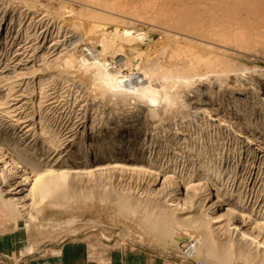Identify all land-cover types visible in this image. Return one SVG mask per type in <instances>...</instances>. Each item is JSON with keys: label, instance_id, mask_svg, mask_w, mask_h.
I'll list each match as a JSON object with an SVG mask.
<instances>
[{"label": "rangeland", "instance_id": "rangeland-1", "mask_svg": "<svg viewBox=\"0 0 264 264\" xmlns=\"http://www.w3.org/2000/svg\"><path fill=\"white\" fill-rule=\"evenodd\" d=\"M87 8L76 0H0V154L8 162L0 164V264H264V220L254 219L245 226L237 219L236 225L247 233L235 231L229 218L219 220L223 208L212 212L196 202L201 193L181 191L170 201L165 176L154 184L148 174L131 170L139 164L122 161L121 155L111 159L121 168L102 176L85 174L104 161V155H111L109 148L92 153L114 133L126 132L119 143L126 147L132 141L133 158L139 159L143 148L150 162L151 150L142 144L157 141L155 129L160 124L167 122L174 132L193 120L194 137L221 143L225 171L243 163L237 169L240 184H235L244 196L238 205L247 208L259 200L255 211L264 212V111L250 94L249 81L261 80L258 72L264 73V44L255 50L224 48L222 55L199 50L183 59V42L157 47L172 38L167 29L116 11L103 12L109 16L105 28L118 34L112 45L104 47L86 29L89 13L85 12L93 10ZM125 39L131 47L120 45L128 42ZM170 86L172 107L169 98L162 97L171 95ZM179 117L185 122L176 123ZM136 131L138 136L133 135ZM51 133L64 138L57 152L44 143ZM3 136L8 148L14 141L39 148L44 144L41 152L26 158L32 165L44 164L45 159L48 164L39 168L24 164L19 151L5 152ZM236 139L252 140L256 152L239 157L232 145ZM75 144L79 146L74 148ZM59 157L67 165L52 167ZM46 172L70 175L65 180L47 179L42 199L35 205L31 199L22 201L20 206L26 207L20 209V216L8 219L4 203L26 197L31 185L22 194L7 195L11 187L4 182L16 176L19 183L28 175L31 183ZM194 174V180L201 178ZM144 212H151V219L158 214L188 222L178 224L168 237L165 225L153 229ZM213 218L220 223L213 225L215 238L209 243ZM248 234L258 236L257 242L246 240Z\"/></svg>", "mask_w": 264, "mask_h": 264}, {"label": "bare ground", "instance_id": "bare-ground-1", "mask_svg": "<svg viewBox=\"0 0 264 264\" xmlns=\"http://www.w3.org/2000/svg\"><path fill=\"white\" fill-rule=\"evenodd\" d=\"M76 1L81 2L82 4H84V6H86L88 8H93V10H91L90 12L89 11L85 12L86 14L89 13L87 15V17H88L87 19L89 21V26L86 29L88 30V28H89V31L91 29L92 35L91 34L90 35L99 44H103L104 47L112 45V43L115 42V40L113 42V38L116 37L118 34H116L117 32H115V30L113 32H111L110 31L111 29L109 30V29L105 28L104 24L109 19V16H108V14H107V16H104L103 12H106V13L110 12L112 14L114 12V14H115L116 11L118 13L120 12L121 15H125V16L127 15L129 17L133 16V17H137V18H142L145 21L147 20V21L155 22L157 24H160L165 29H167L172 34V38H170L171 37V35H170V37H167L162 42H160V44L157 47H159V48H163L166 46L169 47L168 44L171 43V41L183 42L184 46L183 47L180 46V47H182V49H184V50H182L181 54L179 53L180 57H182L183 59L192 58L194 56V54L197 53L199 50L200 51L204 50L205 52H213L215 54H221L222 55L223 52L221 50L224 48L230 49L232 47L233 48L236 47V49H238V47L239 48L242 47V49H243V46H245V47L249 46L251 48L254 47V49L253 48L252 49L255 50V48H256L255 46H258L260 44H264V0H76ZM100 12H102V14ZM90 24H93L94 26H92ZM80 25H83V24H80ZM81 29L82 28H80V30ZM129 36L127 35V37H129ZM131 36H132V34H131ZM118 38H120V35ZM123 38H125V37H123ZM130 38L131 37H129L128 39L130 40ZM140 38H139V40H140ZM128 39H125V40L128 41ZM134 39H137V38H134ZM118 40L120 41L121 38ZM130 41H128V42L125 41L126 44H120V45L121 46L122 45H124V46L129 45V43H131ZM134 41L136 42L138 40H134ZM136 43H138V42H136ZM136 43H133V44H136ZM232 49H230V50H232ZM247 49H248V47H247ZM124 50L125 49L123 48V51ZM234 51H235V48H234ZM156 52H158V51L157 50L154 51L153 54L155 55ZM195 57H197V56L195 55ZM197 58H199V57H197ZM223 62L224 61H222V63ZM216 63H217V61H216ZM225 65H227V64H225ZM240 66H242V65H240ZM100 67H102V66H100ZM212 67H213V65H212ZM237 67H238V65H237ZM244 67L247 68L246 66H244ZM217 68H219V67H217ZM189 71H190V69H189ZM225 71H226V69H225ZM248 71H249V69H248ZM249 72H252V71H249ZM179 73H181V72L179 71ZM179 73H178V77H179ZM258 73H259L258 76L261 77V80L256 81L255 77L254 78L252 77L249 80V81H251V83L249 82L250 83V94L253 96L255 95L257 97V99L259 101V105L262 108V110L264 111V104L262 103V101H264V99H262V101H261V98L264 97V73H262V72H261L262 74H260V72H258ZM182 74H184V73H182ZM245 74H247V73H245ZM245 74H244V76L246 77ZM256 74H255V76H256ZM169 75L170 74H168V76ZM237 75H239V74H237ZM218 76H220V74H218ZM150 78H149V80H150ZM174 78H175V76H174ZM246 78H248V77H246ZM159 79H160V77H159ZM164 79H166V78H164ZM182 79H181V81H182ZM191 79H192V77H191ZM111 80H113V79H111ZM168 80H170V77L168 78ZM177 80H178V78H177ZM150 81H152V80H150ZM155 81H154V83H155ZM164 81H166V80H164ZM187 81H189V80H187ZM171 82H172V79H171ZM182 83H183V81H182ZM175 84H176V82H175ZM165 85H164V87L167 86V85L166 86ZM176 85H174V86H176ZM156 88L154 90H156ZM162 89L164 90L166 88H162ZM168 89H166V90L168 91ZM108 90H107V92H109ZM171 90H172V88L170 86V90L168 92L171 93L172 92ZM162 97H164L165 99L169 98L168 99L169 104L172 103V101H173L172 100V93H171V95H163ZM23 98H24V96H23ZM16 100L18 101L19 99H16ZM172 105H174V104H172ZM172 105H171V107H172ZM12 107L13 106H11V108ZM179 118H180V120H177L176 123L177 122L179 123L180 121L185 122V120H183L182 117H179ZM211 120L213 121L214 119H211ZM163 123H165V122H163ZM185 123L187 125L185 126L184 130H182V129L178 130V128H177V130H175L174 132L172 130H169L170 125L167 122L165 125L160 124L161 125L160 128L159 127L157 129H155L156 127L153 128L156 130L155 136H157V139H156L157 141H155L151 144H146V143L142 144L143 147L147 146L148 149L151 150V157L149 158L150 162L147 161L146 156L143 153V151H144L143 148L140 149L142 151H141L139 159L133 158L132 155H134L133 153L135 151V147L133 148L132 141H128L126 144V147H123L119 143V142L123 141L122 138L125 137L124 134L126 132L123 131L122 133H119V134H118V132H116V133H114L115 135L112 133L113 134L112 136H110L107 139L102 140L99 144H97L98 146L96 147V149L94 148L95 151H93L94 153H92L93 155L94 154L97 155V153H99V151L104 152L105 150L111 149V153H110L111 155H109V156L104 155L105 157L103 159H105V160L102 162L95 163L93 165V168H91L88 172H85V174L91 175V176H102L107 171H111V170L121 168L120 164L118 165L117 163L111 162V159L113 157L121 155L120 158L122 161L133 162V163L139 164L140 168H138V167L135 169L131 168V170L137 171L140 173L143 172L145 174H148L151 178H153L154 184L157 183V181L161 175L165 176L166 178H165L164 182H165V186H167V189L165 190V192H168V195L170 196V199H171L170 201H172V197L177 196L178 193L181 191L187 192V193H189L191 191H196V192L201 193L202 198H198L196 200V202L203 203V205L205 204L207 207H209V210H211L212 212L216 209L223 208V215H221L219 220L223 219L224 217L229 218L230 222L233 223V225L235 226V231H241V233H243L242 231H244V230H240V227L238 225H236L238 220H239V223L241 220L243 225L248 224V223L249 224L252 223L254 221V219L255 220H258V219L264 220V212L255 211L256 206L259 203V200L254 201L247 208L239 206L241 198L244 196H242L241 188L239 187L237 189V186L235 187V184H240V178H239L240 172H238L237 169H239V167L242 166L243 163H240L241 161H238L235 164L236 166L232 169V171H225L224 164H223L224 161L222 158V152L220 149H218V147L220 148L221 143L219 141H216L215 139L211 140L209 138H203V137H201V138L197 137L196 138V137H194V135L192 134V130L195 129V127H194L195 121L189 120ZM207 124H209L208 121H207ZM31 130H29L28 132H31ZM139 134H140V132H139ZM133 135H137V131L135 134L133 133ZM216 135H217V133H216ZM60 136H59V134L53 135L52 133L49 134L48 136H46L44 143L47 144V146H46L47 149L50 147V150L55 149L57 152L59 150V146H57V145H59L58 143H60L61 140L64 139L61 137L62 139L60 140ZM3 137H5L4 138L5 143H2V146L4 148H6L5 152L14 153L15 152L14 150L19 151V155L21 156V159L22 158L24 159L23 160L24 164H27V165L29 164V165L33 166L34 168L43 167V166L48 164L46 162H48L49 160L46 161V159H45V161L43 160L44 164H38V165L33 164L32 165V160L26 158L27 156L28 157L32 156L33 155L32 152L35 153L36 151L42 150V146L44 144L39 148L37 145L31 146L32 144H27L28 142L25 143L23 141V143H21V142L16 143L14 141L13 147L11 146V148L10 147L8 148V144H6V141L8 142V138L6 136H3ZM10 141H12V139ZM72 141L75 142V140H72ZM149 142H150V140H149ZM63 143H64V141H63ZM82 143L85 144L84 142H82ZM62 145H61V147L63 148ZM232 145H233V147H236V151H237L236 153L241 158L243 157V154L245 156L246 155L250 156L256 152L255 149L252 147V145H253L252 140H247V142H242V141H239L236 139L232 142ZM77 146H79V145L75 144V147L74 146L73 147L77 148ZM21 147H23V148L21 149ZM245 148H248V149H245ZM125 149H127V150H125ZM20 150L23 151L24 154H22ZM2 153H4V152H2ZM79 155H80V153H79ZM88 155H89V153H88ZM98 158H100V156ZM61 159L62 158L53 161L50 165L52 167L66 166L67 160L64 161L65 159L64 160L62 159L63 160L62 161ZM5 160H6L5 155L0 154V164H3V163L7 164L8 162ZM41 161L42 160H40V162ZM194 171L197 173V175H201V178L194 180V177H196V174H194L195 173ZM69 175L70 174L68 172H61V173L58 172V174L53 173V172H46V173L39 174L38 176H36L34 179H32L33 181L31 183L29 182L30 178L28 177V175H26L27 178H25L23 181H21L19 183L15 182L16 176L10 178V180H8V181H5L4 185L11 187L8 190L7 195H12L14 193L15 194H22L25 191H27L26 187L28 185H31V188L29 190V194L26 197L21 198V199H16V200H10V201L8 200L7 202L4 203L6 217L8 219L10 217H19L20 216V209H23L26 207V206H20V205H22L21 202L25 201L26 199H31L33 205H35L39 201V199H42L41 197L43 196L44 185H45V181L47 179H52L53 177H58L61 180H65L68 178ZM212 182H213V185H212ZM194 204H195V202H194ZM124 208H126V205ZM137 210L134 209L133 213L136 214ZM144 210H146V209H144ZM144 213H145V215H144L145 219H149L150 215L152 214L151 212H144ZM152 215H151V217H153ZM220 221H217L216 218H213L212 222L210 221V224H211L210 234L207 231L208 235H209L208 236L209 238L207 239V241L209 243H211L213 241V239L215 238V227L213 225L220 223ZM150 222H152L151 226L155 230L160 229V227H164L162 225H165L166 228L164 229V234L168 237H171L173 235L172 233H174V229L177 227V225L178 224L185 225L188 222V218H185L184 220L183 219L181 220L178 217L169 219V218H166L164 216L159 217V215L157 214L156 218L151 219ZM198 223H200V222H198ZM203 225H204V222H203ZM243 228H245V227H243ZM218 229H221V227H218L216 230H218ZM245 233H247V232H245ZM248 236H249V234L247 236H245V239L247 238L252 243L257 242L256 239L258 236H254V235H253V237H250L251 235L249 237Z\"/></svg>", "mask_w": 264, "mask_h": 264}]
</instances>
